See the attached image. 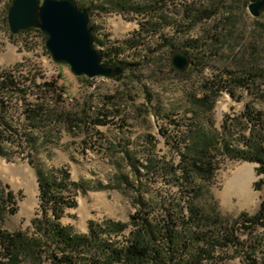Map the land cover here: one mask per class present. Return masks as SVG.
I'll use <instances>...</instances> for the list:
<instances>
[{"label": "rangeland", "instance_id": "rangeland-1", "mask_svg": "<svg viewBox=\"0 0 264 264\" xmlns=\"http://www.w3.org/2000/svg\"><path fill=\"white\" fill-rule=\"evenodd\" d=\"M13 1L0 0V73L27 90L0 94V227L38 234L40 174L59 168L83 183L61 218L77 232L93 220L130 223L142 209L185 215L183 233L198 236L259 211L260 163L228 145L264 134V15L252 0H74L90 7L105 60L126 67L90 83L52 58L41 29L11 30ZM176 50L192 56L190 69L175 66ZM55 77L70 86L63 97L45 93ZM237 227L235 241L203 257L195 240L199 264H264V225Z\"/></svg>", "mask_w": 264, "mask_h": 264}, {"label": "trees", "instance_id": "trees-1", "mask_svg": "<svg viewBox=\"0 0 264 264\" xmlns=\"http://www.w3.org/2000/svg\"><path fill=\"white\" fill-rule=\"evenodd\" d=\"M117 2L125 5L122 0ZM105 61L114 64L111 60ZM78 78L85 83L93 79L88 76ZM44 86L45 93H55L58 97H63L70 89L59 77L46 80ZM6 88L27 90L19 85V80L10 71L0 73V94ZM207 138L213 141L212 137ZM197 141L193 144L197 145ZM244 142V147L228 143L232 156L259 161L258 171L264 173V134L248 135ZM263 184L264 178L257 187L261 188ZM40 188L43 215L35 219L38 234L30 236L22 230L8 231L0 227V264H44L45 257L52 264H199L200 258L191 252L195 240L198 256L203 257L205 252L210 253L220 245L235 241L239 222L247 229L264 225L263 198L257 213L245 212L232 224L224 225L221 221L216 232L211 230L204 235L197 236L192 232L188 237L183 233L181 219L185 215L174 217L168 212L152 216L142 209L132 215L130 223L114 219L93 220L88 232H77L61 218L68 207L76 204L74 195L83 188V183L74 180L68 169L59 168L41 172ZM11 197L13 195L8 198ZM130 224L133 226L131 234L119 239L117 234L125 232Z\"/></svg>", "mask_w": 264, "mask_h": 264}, {"label": "water", "instance_id": "water-1", "mask_svg": "<svg viewBox=\"0 0 264 264\" xmlns=\"http://www.w3.org/2000/svg\"><path fill=\"white\" fill-rule=\"evenodd\" d=\"M255 16L264 15V0L249 2ZM88 9L74 0H14L9 10V23L14 33L39 28L47 34V46L58 63L69 64L77 76L117 77L125 71V63L109 64L95 44ZM175 66L186 71L193 66L192 56L185 50L173 54Z\"/></svg>", "mask_w": 264, "mask_h": 264}, {"label": "bare ground", "instance_id": "bare-ground-1", "mask_svg": "<svg viewBox=\"0 0 264 264\" xmlns=\"http://www.w3.org/2000/svg\"><path fill=\"white\" fill-rule=\"evenodd\" d=\"M223 106L221 107V111H220L221 114L223 112ZM247 165L253 166V164H249V163ZM238 177H239L238 178V181L241 182V183H243L244 185L245 184L248 185L250 183V178H249L250 175H247V174H245L244 172L241 171Z\"/></svg>", "mask_w": 264, "mask_h": 264}, {"label": "built area", "instance_id": "built-area-1", "mask_svg": "<svg viewBox=\"0 0 264 264\" xmlns=\"http://www.w3.org/2000/svg\"><path fill=\"white\" fill-rule=\"evenodd\" d=\"M53 58V57H52ZM54 59V58H53Z\"/></svg>", "mask_w": 264, "mask_h": 264}]
</instances>
